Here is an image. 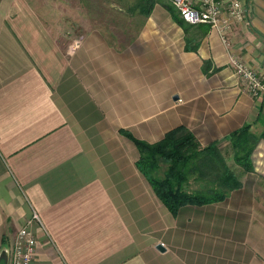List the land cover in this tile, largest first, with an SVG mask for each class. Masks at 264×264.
I'll use <instances>...</instances> for the list:
<instances>
[{"label":"crops","instance_id":"obj_1","mask_svg":"<svg viewBox=\"0 0 264 264\" xmlns=\"http://www.w3.org/2000/svg\"><path fill=\"white\" fill-rule=\"evenodd\" d=\"M246 1L226 43L186 32L166 0L119 32L75 0H0V252L35 210L34 264H264V138L251 171L228 138L264 127V95L231 62L264 81V0ZM180 124L216 141L241 185L173 214L119 128L154 142Z\"/></svg>","mask_w":264,"mask_h":264},{"label":"trees","instance_id":"obj_2","mask_svg":"<svg viewBox=\"0 0 264 264\" xmlns=\"http://www.w3.org/2000/svg\"><path fill=\"white\" fill-rule=\"evenodd\" d=\"M155 1L137 0L134 6L140 12L148 13ZM165 4L174 19L187 32L192 23L184 20L171 4ZM198 25L201 33L207 31L208 24ZM191 39H195L194 31L191 38L186 40V49L197 48V42L192 43ZM250 126V123H244L228 135L234 159L246 171L254 169L251 154L259 139L264 138V127L256 133L250 130ZM119 130L136 144L139 150L136 160L138 168L146 175L156 194L173 214L185 203H205L222 199L230 189L241 185L239 178L225 161L217 142L201 146L194 133L183 124L167 130L154 142L135 137L129 129L121 127ZM162 160L167 162V166L162 175H159L156 171ZM191 181H196L197 186L189 187Z\"/></svg>","mask_w":264,"mask_h":264},{"label":"built area","instance_id":"obj_3","mask_svg":"<svg viewBox=\"0 0 264 264\" xmlns=\"http://www.w3.org/2000/svg\"><path fill=\"white\" fill-rule=\"evenodd\" d=\"M179 15L189 23H207L218 31L222 40L229 42L235 24L248 17L249 4L246 0H168ZM235 72L246 89L254 96L264 95V81L260 73L238 56H232ZM37 223L43 227L38 213L33 210L26 223L22 224L13 240L5 246L7 264H34L36 234L32 228Z\"/></svg>","mask_w":264,"mask_h":264},{"label":"rangeland","instance_id":"obj_4","mask_svg":"<svg viewBox=\"0 0 264 264\" xmlns=\"http://www.w3.org/2000/svg\"><path fill=\"white\" fill-rule=\"evenodd\" d=\"M80 2L83 13H88V17L103 21V26L113 28L116 26V32H119L121 28L138 27L142 20V14L137 12L138 7L135 8L137 0H75ZM171 4L168 0H166ZM173 6V5H172ZM174 7V6H173ZM115 40L126 38V35L122 33L110 34ZM167 166V162L162 160L158 170L159 175H162L164 168ZM188 186V185H187ZM197 186L196 181H191L189 187Z\"/></svg>","mask_w":264,"mask_h":264},{"label":"water","instance_id":"obj_5","mask_svg":"<svg viewBox=\"0 0 264 264\" xmlns=\"http://www.w3.org/2000/svg\"><path fill=\"white\" fill-rule=\"evenodd\" d=\"M156 247L159 248L160 250L165 249L161 243H158ZM0 264H7V253H6L5 248H3V250L0 252Z\"/></svg>","mask_w":264,"mask_h":264}]
</instances>
